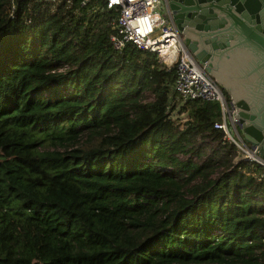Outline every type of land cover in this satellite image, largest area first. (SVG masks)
I'll list each match as a JSON object with an SVG mask.
<instances>
[{"label":"trees","instance_id":"trees-1","mask_svg":"<svg viewBox=\"0 0 264 264\" xmlns=\"http://www.w3.org/2000/svg\"><path fill=\"white\" fill-rule=\"evenodd\" d=\"M11 2L0 0V264H264V169L235 163L219 104L190 101L178 128L177 67L132 42L116 49L119 10L104 0L51 13ZM199 138L217 142L205 158Z\"/></svg>","mask_w":264,"mask_h":264},{"label":"water","instance_id":"water-1","mask_svg":"<svg viewBox=\"0 0 264 264\" xmlns=\"http://www.w3.org/2000/svg\"><path fill=\"white\" fill-rule=\"evenodd\" d=\"M197 59L236 101L264 156V0H168Z\"/></svg>","mask_w":264,"mask_h":264},{"label":"built area","instance_id":"built-area-1","mask_svg":"<svg viewBox=\"0 0 264 264\" xmlns=\"http://www.w3.org/2000/svg\"><path fill=\"white\" fill-rule=\"evenodd\" d=\"M17 0H12L13 10ZM46 4L48 12H54L58 5L72 0H37ZM91 0H80V5H87ZM107 8L119 10L114 20L115 31L110 38L116 49H122L126 42L136 47L151 50L158 54L160 60L168 66L177 67L174 89L179 95V110L188 111L189 102L195 100L217 102L219 116L214 126L223 131L222 139L235 146L237 156L235 163L246 159L253 165L264 169V156L260 146L249 142L244 137V126L239 118V107L231 95L227 96L221 84L207 70L187 46L184 35L177 26L168 0H104ZM100 4L95 5V9ZM68 67L64 63L58 70ZM184 106V108H182ZM234 163V164H235ZM170 169V168H168ZM264 173L259 175V179ZM221 190L222 186L215 185Z\"/></svg>","mask_w":264,"mask_h":264},{"label":"rangeland","instance_id":"rangeland-1","mask_svg":"<svg viewBox=\"0 0 264 264\" xmlns=\"http://www.w3.org/2000/svg\"><path fill=\"white\" fill-rule=\"evenodd\" d=\"M145 93H146L145 97L147 99L148 98L150 99V98L153 97V95L150 92H145ZM179 101H180V99L178 97L174 96L173 102L176 103L177 107L173 110L172 116H173L175 122L178 124V128H183V127H186L187 126V123H188L187 121H188V118H189V113H188V111L183 110V109H180L179 110V107H180V104H178ZM84 138L85 137H82V139H84ZM202 145L205 146L203 148V150H204L203 158H205L207 156V154L212 151V148L215 147V146H217V142L216 141L204 142L202 138H199L196 141V143H195V150H197L199 148V146H202ZM179 155L182 158L193 157L195 160H198V161H200V159H201V156H199L197 154V151H189L187 153L181 152V153H179ZM224 171H226L225 168H224V166H221L217 171H215L214 177H216L218 179H221L223 177V175L225 174ZM219 186H221V185L219 184Z\"/></svg>","mask_w":264,"mask_h":264}]
</instances>
